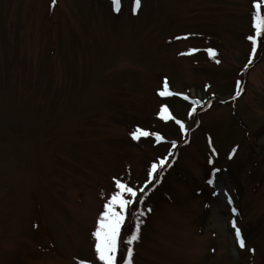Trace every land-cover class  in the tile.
<instances>
[{
  "label": "rangeland",
  "instance_id": "1",
  "mask_svg": "<svg viewBox=\"0 0 264 264\" xmlns=\"http://www.w3.org/2000/svg\"><path fill=\"white\" fill-rule=\"evenodd\" d=\"M257 3L264 19V0H0V264H102L117 180L137 197L116 264L128 247L131 264H264Z\"/></svg>",
  "mask_w": 264,
  "mask_h": 264
},
{
  "label": "snow or ice",
  "instance_id": "2",
  "mask_svg": "<svg viewBox=\"0 0 264 264\" xmlns=\"http://www.w3.org/2000/svg\"><path fill=\"white\" fill-rule=\"evenodd\" d=\"M53 4H55L56 0H52ZM113 8L116 11H119L121 6V0H112ZM140 7V0H134L133 12L138 10ZM261 5L259 3L254 4V17H253V27H254V36H250L248 39L252 42V52H256V44L257 39L261 36H264V19L261 18ZM191 54V51L188 53ZM215 53L212 50H209V56L214 57ZM219 61H217L218 63ZM249 64L252 63V59L250 58L248 61ZM237 88H240L239 82L237 83ZM239 91L237 92V96L239 95ZM158 95L164 96H171L173 93L169 90L167 86V82L165 81L163 89L158 92ZM184 99H188V97H184ZM198 104L199 102H195ZM196 111V107L193 106L189 115L191 116ZM159 115L164 120H171L173 117L169 114L168 108L166 106H162L159 110ZM179 127L181 132H185V125L179 121H175ZM132 138L134 140H138L140 137H145L150 135L147 131L136 129L132 134ZM162 138L160 136H156L157 142H159ZM175 147V143L172 145ZM236 149H233L232 155L235 154ZM231 158V156H230ZM168 164L166 159H161L159 164L153 163L150 167L148 172L149 183L155 178L158 174V169L164 168ZM116 188L119 190L115 195H113L110 200L104 204L103 212L101 213L98 221L96 230L93 232V236L95 238V252L97 254V258L102 262V264H116V253H117V241L120 237V229L121 225L125 220L124 212L128 208L129 205L135 202L134 199H125L124 194L136 198L137 191L133 188L127 186L126 184L117 180ZM211 183V181H209ZM147 187V185L145 186ZM140 192H144L145 188H141ZM229 203L231 201L229 200ZM117 206L119 207V211L116 210ZM235 213V209H233ZM144 213L141 212L140 215L142 216ZM232 228L235 232V237L238 246L243 249L246 247V242L241 236V230L237 227L236 222L232 221ZM139 233V224L136 226L135 232L131 235V237L127 240V244L131 245L134 241L138 239ZM133 254V249L131 247L127 248V260L125 264H131V257Z\"/></svg>",
  "mask_w": 264,
  "mask_h": 264
}]
</instances>
